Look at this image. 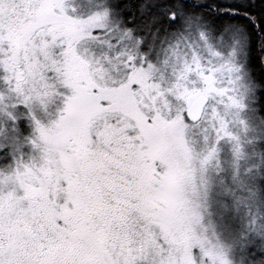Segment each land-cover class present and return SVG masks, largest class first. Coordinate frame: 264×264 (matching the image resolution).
I'll list each match as a JSON object with an SVG mask.
<instances>
[{"label":"snow or ice","instance_id":"snow-or-ice-1","mask_svg":"<svg viewBox=\"0 0 264 264\" xmlns=\"http://www.w3.org/2000/svg\"><path fill=\"white\" fill-rule=\"evenodd\" d=\"M0 264H264V0H0Z\"/></svg>","mask_w":264,"mask_h":264}]
</instances>
